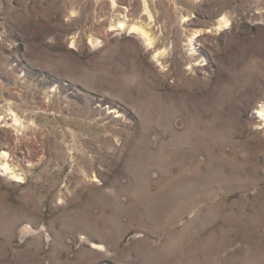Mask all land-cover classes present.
<instances>
[{
  "label": "rangeland",
  "instance_id": "obj_1",
  "mask_svg": "<svg viewBox=\"0 0 264 264\" xmlns=\"http://www.w3.org/2000/svg\"><path fill=\"white\" fill-rule=\"evenodd\" d=\"M114 1L0 0V264H264V0Z\"/></svg>",
  "mask_w": 264,
  "mask_h": 264
},
{
  "label": "bare ground",
  "instance_id": "obj_2",
  "mask_svg": "<svg viewBox=\"0 0 264 264\" xmlns=\"http://www.w3.org/2000/svg\"><path fill=\"white\" fill-rule=\"evenodd\" d=\"M112 7H115V1L114 0H110ZM145 10L147 12V8L145 7ZM122 15V14H121ZM126 16V15H125ZM127 18V17H126ZM227 20L225 18L221 19L219 22V26L221 27H226L227 26ZM115 29L119 32H125L128 34H132L135 37L140 38L143 43L150 48L153 45V39L151 37V35L149 34L148 31H146L142 26H139L137 24H128V22L125 20H120L117 22ZM193 40V39H192ZM191 45V42H190ZM260 116L263 118L264 120V107L261 108V112H260ZM14 123H19V119L16 115H13L12 117ZM12 121V122H13ZM194 128V127H193ZM21 129V128H20ZM19 130V129H18ZM191 137V136H190ZM196 138V136H195ZM200 138V137H199ZM176 139V138H175ZM193 139V138H192ZM191 139V140H192ZM198 139V138H197ZM177 140V139H176ZM179 140V139H178ZM188 141V140H187ZM178 142V141H177ZM199 142V141H196ZM175 143V142H174ZM177 144V143H176ZM195 144V143H194ZM171 145V144H170ZM174 148V147H173ZM5 157V154H1L0 155V171L3 172V174H7L9 176H11V178L14 181H20V178L13 173V171L9 168L8 164L5 163V161L2 160V158ZM160 157V156H159ZM155 159V158H154ZM172 186V185H171ZM144 188V187H143ZM142 189V187H141ZM140 190V189H139ZM159 189H157L156 191H158ZM160 192V191H159ZM150 195L148 196H158V194H151L150 192H148ZM146 193V195L148 194ZM156 193V192H155ZM187 193V192H186ZM186 193H180L182 194L181 196H184ZM140 194V193H139ZM165 196H171L174 197L176 196L178 193L177 192H169L168 195H166L165 193H163ZM178 194V196L180 195ZM143 195V194H142ZM173 195V196H172ZM192 195V194H191ZM141 196V195H140ZM179 196V197H181ZM177 197V196H176ZM140 198V197H139ZM163 198V197H162ZM167 198V197H166ZM178 198V197H177ZM183 198V197H182ZM146 199V198H145ZM189 199V198H188ZM149 201V199H148ZM147 201V202H148ZM165 201V200H164ZM184 204V203H183ZM184 206V205H183ZM178 209V208H177ZM167 213V212H166ZM162 222V221H161ZM165 223V222H164ZM177 224V223H176ZM158 226V225H157ZM145 228V227H144ZM172 237H169V239L167 240V242L163 245V247L161 249H155L149 242L148 240H144L141 241L139 244L142 245V248L144 249V259L146 262H150L151 264H190V263H196L197 261L199 262V260H196L195 262H190V255L188 253H185L182 248L180 249V246L178 248H176V246L172 243V241L170 240ZM177 238H179L180 242H181V236H177ZM91 246L93 249L98 250L102 253H108L107 248L102 245V244H98V243H91ZM180 249V250H179ZM198 252V249H197ZM197 252H195L192 255V259L193 258H200V255H197ZM187 257L188 262H187ZM103 258V257H102ZM186 260V263L185 260ZM196 264H199V263ZM102 264H108L103 262Z\"/></svg>",
  "mask_w": 264,
  "mask_h": 264
}]
</instances>
